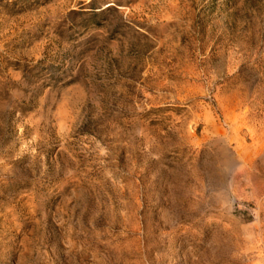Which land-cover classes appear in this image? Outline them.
Wrapping results in <instances>:
<instances>
[{"label":"rangeland","instance_id":"obj_1","mask_svg":"<svg viewBox=\"0 0 264 264\" xmlns=\"http://www.w3.org/2000/svg\"><path fill=\"white\" fill-rule=\"evenodd\" d=\"M0 264H264V0H0Z\"/></svg>","mask_w":264,"mask_h":264}]
</instances>
